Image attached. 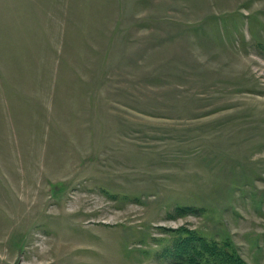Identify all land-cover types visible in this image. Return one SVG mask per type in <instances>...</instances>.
<instances>
[{
    "label": "rangeland",
    "instance_id": "obj_1",
    "mask_svg": "<svg viewBox=\"0 0 264 264\" xmlns=\"http://www.w3.org/2000/svg\"><path fill=\"white\" fill-rule=\"evenodd\" d=\"M223 245L264 264V0H0V264Z\"/></svg>",
    "mask_w": 264,
    "mask_h": 264
},
{
    "label": "trees",
    "instance_id": "obj_2",
    "mask_svg": "<svg viewBox=\"0 0 264 264\" xmlns=\"http://www.w3.org/2000/svg\"><path fill=\"white\" fill-rule=\"evenodd\" d=\"M181 240H182V242L183 241H192L194 243H198V241L201 240V237L196 235V234H192L191 236H189L185 239H181ZM206 244L208 246H216L214 243L209 244L208 242H206ZM224 247H225L224 245H223V247L217 246L218 249L213 248L211 250L209 249L208 251H200V252L202 254H205V256H204L205 258L211 259L212 261H218L222 264H226V263L227 264H229V263L230 264H243L242 262L238 263V261H237L238 259H236L235 255L228 253V251H226L227 247H225V248ZM179 252H181L183 255H185V257H181V258L178 257V259L180 260V261L178 260L179 264L180 263L181 264H199V263H197V260L199 262H202L200 260L202 257L195 255V253L188 254L186 250L179 251ZM228 254H230L231 256H227ZM175 256L177 257L176 253H175ZM202 263L207 264L205 262V260Z\"/></svg>",
    "mask_w": 264,
    "mask_h": 264
}]
</instances>
